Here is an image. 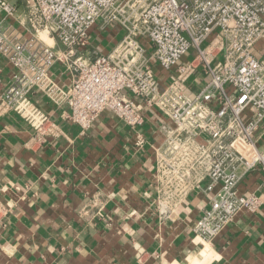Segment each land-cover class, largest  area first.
Here are the masks:
<instances>
[{"label": "built area", "instance_id": "obj_1", "mask_svg": "<svg viewBox=\"0 0 264 264\" xmlns=\"http://www.w3.org/2000/svg\"><path fill=\"white\" fill-rule=\"evenodd\" d=\"M21 12L0 0V118L16 113L45 143L59 126L33 100L38 91L66 106L65 121L86 132L111 112L138 130L153 117L155 209L176 216L201 191L209 206L192 227L212 244L243 213H256L262 195L242 183L264 174V0H27ZM109 26L122 31L112 50L92 59ZM45 33L48 41L43 39ZM61 46V47H59ZM72 76L68 88L55 67ZM196 76L201 83L189 86ZM264 185V181H263ZM9 207L0 201V218Z\"/></svg>", "mask_w": 264, "mask_h": 264}, {"label": "crops", "instance_id": "obj_2", "mask_svg": "<svg viewBox=\"0 0 264 264\" xmlns=\"http://www.w3.org/2000/svg\"><path fill=\"white\" fill-rule=\"evenodd\" d=\"M122 33L109 26L100 49L89 48L87 56L109 52ZM254 52L262 56L264 41ZM0 65L6 80L10 68L1 59ZM53 78L63 88L72 83L59 66ZM197 81L192 77L189 86L196 88ZM32 100L62 135L41 143L16 113L0 118V201L9 207L0 218V264H264L260 170L246 177L242 189L262 195V207L240 214L203 249L192 227L209 196L191 193L171 219L156 212L155 148L162 138L154 134L151 113L138 129L147 140L140 148L137 133L111 112L83 133L64 120L66 106H55L38 91Z\"/></svg>", "mask_w": 264, "mask_h": 264}, {"label": "rangeland", "instance_id": "obj_3", "mask_svg": "<svg viewBox=\"0 0 264 264\" xmlns=\"http://www.w3.org/2000/svg\"><path fill=\"white\" fill-rule=\"evenodd\" d=\"M18 0H11V2H17ZM26 4L24 1L22 3H20L21 6H18L19 9L21 10V12H25L26 11Z\"/></svg>", "mask_w": 264, "mask_h": 264}, {"label": "bare ground", "instance_id": "obj_4", "mask_svg": "<svg viewBox=\"0 0 264 264\" xmlns=\"http://www.w3.org/2000/svg\"><path fill=\"white\" fill-rule=\"evenodd\" d=\"M42 37H43V39H45V40H49L48 38H47V36H46V34L45 33H42ZM205 246H208V247H210L208 244H206Z\"/></svg>", "mask_w": 264, "mask_h": 264}]
</instances>
